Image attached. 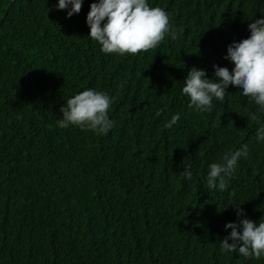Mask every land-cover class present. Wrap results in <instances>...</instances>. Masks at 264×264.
I'll use <instances>...</instances> for the list:
<instances>
[{"label":"trees","instance_id":"16d2710c","mask_svg":"<svg viewBox=\"0 0 264 264\" xmlns=\"http://www.w3.org/2000/svg\"><path fill=\"white\" fill-rule=\"evenodd\" d=\"M93 2L69 18L57 0H0V264H264L220 251L233 203L264 219V112L236 87L208 113L182 92L193 66L235 67L227 46L264 0H149L184 32L135 55L88 36ZM86 88L115 98L107 135L56 124ZM244 144L228 189H209L208 166Z\"/></svg>","mask_w":264,"mask_h":264},{"label":"clouds","instance_id":"9594fccd","mask_svg":"<svg viewBox=\"0 0 264 264\" xmlns=\"http://www.w3.org/2000/svg\"><path fill=\"white\" fill-rule=\"evenodd\" d=\"M84 0H57L56 8L65 10L70 18L80 13ZM90 31L88 36L100 45L105 54H139L157 48L165 39L179 40L184 32L172 22L171 14L160 6H152L149 0H95L90 4L86 17ZM250 36L234 40L227 46L225 60L235 67L213 65L214 74L193 66L184 79L182 92L189 98L190 107L197 113L213 111L214 102L224 101L228 89H242V94L264 112V12L249 23ZM114 97L108 92L86 88L68 99L61 107L62 118L56 121L60 129L79 127L107 135L116 127L109 112ZM251 119L258 117L253 113ZM181 119L180 113L172 115L165 127L171 128ZM258 143H264V122L256 132ZM250 149L244 144L239 149L226 152L220 162L208 166L207 185L211 190L226 191L227 180L238 169L242 158ZM185 178L193 179L191 167H184ZM237 221L225 224L230 233L220 241L223 254L237 253L244 259H259L264 256V219L259 222L247 218L242 204L233 203Z\"/></svg>","mask_w":264,"mask_h":264}]
</instances>
